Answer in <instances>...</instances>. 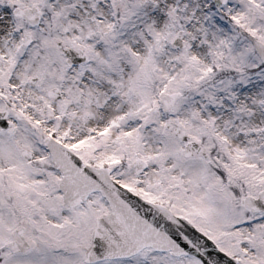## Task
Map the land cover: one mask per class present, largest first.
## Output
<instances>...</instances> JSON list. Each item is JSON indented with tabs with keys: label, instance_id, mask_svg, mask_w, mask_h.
<instances>
[{
	"label": "snow or ice",
	"instance_id": "1",
	"mask_svg": "<svg viewBox=\"0 0 264 264\" xmlns=\"http://www.w3.org/2000/svg\"><path fill=\"white\" fill-rule=\"evenodd\" d=\"M0 264H264V0H0Z\"/></svg>",
	"mask_w": 264,
	"mask_h": 264
}]
</instances>
